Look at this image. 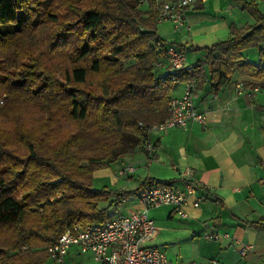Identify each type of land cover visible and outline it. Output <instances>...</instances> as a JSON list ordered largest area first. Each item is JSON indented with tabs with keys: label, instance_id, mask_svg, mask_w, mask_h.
<instances>
[{
	"label": "trees",
	"instance_id": "1",
	"mask_svg": "<svg viewBox=\"0 0 264 264\" xmlns=\"http://www.w3.org/2000/svg\"><path fill=\"white\" fill-rule=\"evenodd\" d=\"M235 2L253 23H230L227 39L192 46L203 53L172 81L170 41L138 0H0V264H43L19 250L45 254L64 231L104 224L115 201L170 184L146 179L136 191H110L91 180L149 138L146 128L168 115L174 83L207 81L215 94L233 71L264 76V13ZM253 48L256 64L242 56ZM158 63L164 70L155 73Z\"/></svg>",
	"mask_w": 264,
	"mask_h": 264
},
{
	"label": "crops",
	"instance_id": "2",
	"mask_svg": "<svg viewBox=\"0 0 264 264\" xmlns=\"http://www.w3.org/2000/svg\"><path fill=\"white\" fill-rule=\"evenodd\" d=\"M246 1L256 2L264 13L262 0ZM185 15L182 29L176 30L165 22L156 23L155 32L184 46L186 66L203 53L194 51L192 46H210L227 39L230 23L237 29L253 23L235 0H201L190 6ZM260 46L264 48V42ZM256 53V48L247 49L242 56L256 64ZM162 70L163 67L159 73ZM239 83L250 90L253 85L264 83V76L255 78L233 71L230 80L215 94L207 81L195 86L193 103L206 114L203 124L189 122L183 128L150 132L155 151L149 164L142 150L135 148L117 158L119 165L115 169L109 165L92 173V178H107L109 186L103 189L136 191L146 179L171 180L170 184L182 187V174L190 172L199 186L184 206L186 217L178 216L169 206L149 210L157 234L148 245L164 252L172 262L264 264V93L255 91L247 96L236 90ZM185 85L182 81L174 83L169 97L180 96ZM128 165L136 167L134 172L120 175L119 171ZM136 194L115 201L112 205L121 211L108 213V220L139 209ZM195 197H201L198 206L192 205ZM103 203L99 206L105 207ZM210 233L217 234L218 239H208L206 235ZM200 237L214 242V253L199 244ZM243 245L250 249L241 255L239 248ZM73 258V264H85L88 259L99 264L91 254L79 253L76 248L70 249L61 264H68Z\"/></svg>",
	"mask_w": 264,
	"mask_h": 264
},
{
	"label": "built area",
	"instance_id": "3",
	"mask_svg": "<svg viewBox=\"0 0 264 264\" xmlns=\"http://www.w3.org/2000/svg\"><path fill=\"white\" fill-rule=\"evenodd\" d=\"M155 16L157 23L168 22L176 30L182 29L186 23V10L201 0H138ZM166 66L169 78L174 81L179 71L186 67L185 54L168 42L163 44ZM183 93L178 97H170L167 102L168 115L159 122L149 125L148 133L166 131L170 128H183L189 122L203 124L206 114L196 109L193 103L194 81L185 82ZM236 90L252 96L255 91L264 93V83L248 87L239 83ZM142 128V125H139ZM264 131V125L262 126ZM139 148L145 155V162L150 163L155 151V145L148 138ZM136 169L128 165L119 171L122 176L130 175ZM182 187L172 184H147L139 189L136 198L141 204L139 209L126 215L116 216L104 224H89L84 228L66 230L54 241L46 246L49 260L61 264L71 248L79 253L91 254L93 260L99 264H181L170 261L164 252L148 243L156 237L157 227L149 216V210L161 206H169L180 217L187 213L184 206L191 196H195L199 184L191 179L189 171L182 174ZM201 197H195L193 206H198ZM208 239H218L215 233L207 234ZM250 249L249 245L239 248L243 255ZM187 264H196L189 262ZM204 264H222L217 260H210Z\"/></svg>",
	"mask_w": 264,
	"mask_h": 264
},
{
	"label": "rangeland",
	"instance_id": "4",
	"mask_svg": "<svg viewBox=\"0 0 264 264\" xmlns=\"http://www.w3.org/2000/svg\"><path fill=\"white\" fill-rule=\"evenodd\" d=\"M142 6H144V9H146V6L145 5H142ZM162 23H165V22H162ZM168 23V22H167ZM168 24H170V23H168ZM171 25V24H170ZM189 56H190V53H187ZM257 57V53H256V55L254 56V58H256ZM187 63V62H186ZM163 67V63H158V64H156V69H155V73H159V71H160V68H162ZM136 148H139L138 147V145L136 146ZM126 160V159H125ZM110 167L111 168H114V167H117L118 165H119V161L116 159L115 161H113V162H111L110 164ZM108 165V166H109ZM108 166H106V167H101V168H97V169H95L94 171H100V170H103L104 168H107ZM109 167V168H110ZM115 169V168H114ZM93 171V172H94ZM96 175V174H95ZM91 185H92V187H94L95 189H103L104 187H107V186H109V182L107 181V178H97V177H93L92 178V180H91ZM105 202V201H104ZM107 201L105 202V203H103L104 205H106L107 206ZM115 206V205H114ZM113 205H111L110 207H108V213L109 214H113V213H115V212H119V211H121V209L120 208H118L117 206H115L114 207ZM114 209H116V210H114ZM198 242H199V244L200 245H202V246H205V247H207V248H211V249H213V253H214V251L216 250V248L214 247V242H212V241H208V240H206V239H204V238H202V237H200L199 239H198ZM45 249H46V247H45ZM212 253V254H213ZM19 254H20V256H23V257H28V255H30V256H35V255H37V256H41V257H43V258H45V262L43 263V264H57V263H54L53 261H51V260H49V258H48V256H47V258L45 257V254H46V252H45V254H44V251L42 250H40V249H38V248H29V247H25V248H22V249H20L19 250ZM209 254H211V253H209ZM203 257L205 256V254H203L202 255ZM80 257V256H79ZM207 257V256H206ZM180 259H182V257H180ZM84 261V260H83ZM82 261V262H83ZM69 263L68 264H73V262H75V260H74V258L73 259H71V260H69L68 261ZM85 264H95L94 263V261H92V259H88L87 260V262H85Z\"/></svg>",
	"mask_w": 264,
	"mask_h": 264
}]
</instances>
